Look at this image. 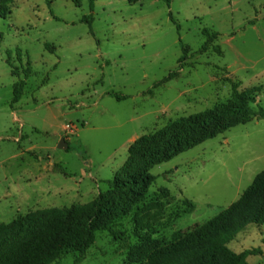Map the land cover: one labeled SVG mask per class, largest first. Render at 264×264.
Returning <instances> with one entry per match:
<instances>
[{
    "label": "rangeland",
    "instance_id": "rangeland-1",
    "mask_svg": "<svg viewBox=\"0 0 264 264\" xmlns=\"http://www.w3.org/2000/svg\"><path fill=\"white\" fill-rule=\"evenodd\" d=\"M0 6V250L112 192L108 181L143 170L146 162L127 165L137 141L227 103L232 83L255 99V112L264 109V0H96L93 11L89 0ZM204 29L219 35L206 52ZM20 80L24 96L12 104ZM62 139L67 151L58 148ZM263 171L264 120L153 167L147 190L112 193L108 220L120 239L97 232L80 264H145L156 246L229 208ZM229 248L264 264V226L251 225ZM78 258L69 252L53 264Z\"/></svg>",
    "mask_w": 264,
    "mask_h": 264
},
{
    "label": "trees",
    "instance_id": "trees-1",
    "mask_svg": "<svg viewBox=\"0 0 264 264\" xmlns=\"http://www.w3.org/2000/svg\"><path fill=\"white\" fill-rule=\"evenodd\" d=\"M141 1L129 0V3L137 4ZM164 1L168 6L171 5L172 0ZM95 3L96 0H89L91 11ZM1 16L5 18V15ZM84 21L91 25L93 18L90 16ZM203 36L207 42L201 50L206 52L219 35L204 29ZM212 49L216 53L221 52L219 46H213ZM18 56L21 60L22 55L18 53ZM11 60L9 57V66L18 72ZM184 60L185 57H182L179 64ZM31 71L30 65L24 70L26 79L30 77ZM176 76L175 72L171 73L167 81ZM25 87V80L15 83L12 104L22 99ZM115 97L118 101L127 99L119 95ZM255 103L254 98L239 91V84L232 83V94L227 103L171 122L164 129L142 137L130 148L127 165L146 162L143 170L140 168L124 182L108 181L112 192L101 195L94 203L69 209L34 227L20 244L0 250V264H53L69 252L79 253L75 264L82 263L87 251L95 243L97 232L108 231L112 237L120 239L108 220L113 192L131 191L135 187L147 190L156 181V177L148 174L153 167L167 163L207 140L217 138L230 128L247 125L254 120H264V109L255 112L252 108ZM251 225L264 226V171L255 177L253 183L229 208L204 226L196 227L172 243L163 247L156 246L145 264H249L247 258L251 253L236 254L229 245ZM81 228L84 229L82 237H78ZM254 254L261 252L255 251Z\"/></svg>",
    "mask_w": 264,
    "mask_h": 264
},
{
    "label": "water",
    "instance_id": "water-1",
    "mask_svg": "<svg viewBox=\"0 0 264 264\" xmlns=\"http://www.w3.org/2000/svg\"><path fill=\"white\" fill-rule=\"evenodd\" d=\"M58 148L60 150L67 151L69 149V145H68V143L64 139H62L61 142H60V144H59V146H58Z\"/></svg>",
    "mask_w": 264,
    "mask_h": 264
},
{
    "label": "crops",
    "instance_id": "crops-1",
    "mask_svg": "<svg viewBox=\"0 0 264 264\" xmlns=\"http://www.w3.org/2000/svg\"><path fill=\"white\" fill-rule=\"evenodd\" d=\"M250 227V226H249ZM245 232V231H244ZM244 232L243 233H241L236 239H238V238H240V237H242V235L244 234Z\"/></svg>",
    "mask_w": 264,
    "mask_h": 264
}]
</instances>
